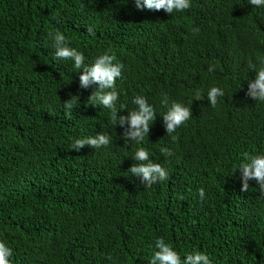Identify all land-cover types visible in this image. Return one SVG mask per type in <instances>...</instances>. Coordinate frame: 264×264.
I'll return each instance as SVG.
<instances>
[{"label": "trees", "instance_id": "1", "mask_svg": "<svg viewBox=\"0 0 264 264\" xmlns=\"http://www.w3.org/2000/svg\"><path fill=\"white\" fill-rule=\"evenodd\" d=\"M57 31L86 64L109 52L124 65L118 115L137 95L156 111L144 141L125 142L109 110L90 105L98 85L81 89L82 69L55 59ZM261 61L264 7L248 0H191L171 15L135 0H0V241L11 264H149L160 237L182 259L264 264V194L254 179L242 192L237 170L243 152L264 155V103L246 95ZM212 87L224 91L215 108ZM165 94L192 110L171 135ZM101 133L108 146L72 149ZM140 147L167 181L144 187L128 172Z\"/></svg>", "mask_w": 264, "mask_h": 264}, {"label": "clouds", "instance_id": "2", "mask_svg": "<svg viewBox=\"0 0 264 264\" xmlns=\"http://www.w3.org/2000/svg\"><path fill=\"white\" fill-rule=\"evenodd\" d=\"M248 3L253 7H264V0H248ZM135 4L138 10H163L171 15L174 12L188 10L191 7V0H135ZM87 31L89 34L95 35L91 27ZM198 31V29H193L194 34ZM50 35H52L56 49L55 59L72 60L75 69L79 71L82 69L79 75V87L88 89L90 86L98 85V88L88 97L90 105H102L109 110L111 124L124 128L122 139L125 142L134 141L139 144L144 141L145 137L149 136L150 125L156 120V111L144 96L137 95L132 101L137 106L136 109L128 111L127 115H118L125 109V105L117 107L119 93L116 88L117 78L121 77L124 65L116 63V56L109 54V52L99 55L91 65H88L85 63V56L82 52L68 46V41L63 33L57 31L54 35L51 33ZM255 70L257 71L256 77L248 82L246 95L264 103V61H261V66ZM208 71H214V66L209 65ZM222 96H224L223 89L212 87L207 93V100L215 108L218 105V97ZM200 99L201 95L198 93L194 100ZM79 100V95H72L70 99L64 101L66 116H71V112ZM161 103L167 107V111L163 115V123L168 135L175 133L179 127L186 125L190 120L192 116L190 107L176 101H173L169 106V99L166 94L163 96ZM111 139V136L107 133L97 134L95 137L76 139L72 144V149L80 151L86 145L99 149L102 146H108ZM173 139H175L174 136ZM160 151L167 157L174 154L168 148H161ZM241 155L242 161L237 167V170L241 173V191H247L249 180L254 179L259 185L260 192L264 194V155H250L247 151ZM133 159L137 163L133 164L128 172L134 177H140L144 187L150 188L153 184L169 179L168 171L160 163L153 162L145 148L140 147L137 149ZM204 195V189L201 188L199 190L200 198L203 199ZM154 245L156 250L152 253L149 264H212L209 256L202 252L189 253L182 259L171 244L165 242L163 237L157 238ZM12 255V249L5 242L0 241V264H11L10 257Z\"/></svg>", "mask_w": 264, "mask_h": 264}]
</instances>
